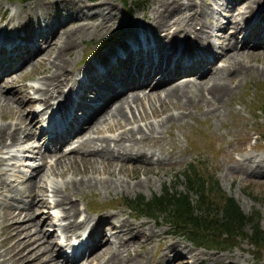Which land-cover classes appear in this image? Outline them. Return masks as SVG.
I'll return each instance as SVG.
<instances>
[{"label":"bare ground","instance_id":"obj_1","mask_svg":"<svg viewBox=\"0 0 264 264\" xmlns=\"http://www.w3.org/2000/svg\"><path fill=\"white\" fill-rule=\"evenodd\" d=\"M42 1L29 2L24 9L22 7L15 8L12 16L0 24V60L7 55H17V53L24 56L20 61L14 59L15 61L10 64L9 69L5 70V67L0 65V79L8 77V82L4 81L0 84V104L17 107L20 114V116L17 114L16 117L13 116L14 114L10 115L14 119V122H10L11 124L0 123V147L15 146L16 143L20 146L16 149L17 152H8V156L6 154L7 157L5 158L0 156V160H8L4 162L8 168L0 166V171H2L0 173V195H5L6 199L10 200V205H5L6 207L2 209L9 221L0 225L2 230L6 232L3 239H0V245L8 244L6 248L0 251V264L15 262H18L17 264H62V262L71 264L80 254H82L81 258L85 264H91L92 261L95 264H173L175 260L188 264V259H186L188 257L191 259V264H230L226 261L228 255L216 253L218 252L217 249L213 253H205L187 245L185 241L176 239V236H173L174 234L167 227L162 226V220L154 219L153 222L148 220L134 221L129 219L128 215L122 216L117 211L108 210L96 213L95 219L89 218L86 214L77 217L79 209L74 202V196L76 193H80L82 187L87 189L95 187L108 192L112 188V181L108 175L114 174L116 169L112 167L113 165H122L124 168L133 169L125 174L135 178L126 184L127 188L134 190L137 186L148 183L147 177H137V171H148L153 164L174 163L176 161L171 159L173 150L166 149L168 156H164L165 148L163 145H156L157 148H154L153 144L149 143L144 148V144L150 138L158 137L154 134L157 130L159 133L167 123H171L176 118L179 119L181 114L177 111L163 113V116L158 117L156 121H150L144 117L143 124L138 123L136 126L130 125L131 127L125 128L123 124L117 127L114 125L120 130L113 136L90 135V132L97 129V124L108 120L111 116L115 118H117L116 116L119 118L124 116L123 103L130 101L138 106L142 101L141 98L146 100L147 97L151 96L159 101L168 99L171 103L164 102L165 104H162L164 108H168L169 105H179L180 108H183L202 101L206 103L207 111L212 112L217 108L215 105L219 106V103L223 102L225 96L231 91L229 73L242 71L243 67L245 70L247 67H252L245 65L246 59L247 61L253 58L261 59L263 70L260 71H264V0H218L219 2L214 0L217 6L211 8L209 12L207 11L209 4L204 0V4L197 0H151L150 3L148 1L147 14H142L143 16L137 14L132 20L130 19L129 24L126 25L128 30L124 33L125 39L116 40H119L117 49L100 53L98 54L99 57L97 55L87 67L83 68L82 66L77 69L71 64L69 68L66 65L67 61L70 60L69 52L78 46V35L83 32L88 33V29L91 28L86 24L89 23L92 24L94 30L93 34L90 35L92 39H99L105 32H110L113 23H119L113 15L115 10H118L117 6L111 0H102L99 4H89L86 0H48L46 2L51 4L52 8L49 7L50 12L44 11L46 16L44 17L35 14L36 10L34 13L35 8H41ZM61 10L63 12L60 13ZM5 11L6 7L3 8L0 2V13H2L0 19H3ZM221 11H224L226 15L231 11L235 14L226 18ZM218 15H220L219 18ZM205 16H209L210 21H207ZM138 17L142 20L150 19L152 22L151 29L145 28L144 22L139 21ZM221 17H224L223 21L220 20ZM40 19L41 21L38 23ZM78 19H81L82 22L74 31L60 30L59 27L71 20L78 21ZM197 21L201 22L203 30L195 33L193 23ZM23 24L28 26L26 30ZM2 28H9L10 34L3 32ZM215 29L220 33H213ZM178 32L181 34L177 35ZM188 32L195 34L193 41L187 37ZM237 33L241 34L240 38H237ZM133 36L141 38L135 41ZM212 36H216L225 42L216 44ZM164 40H166L165 43ZM132 49L133 53H131ZM218 54H220V58L218 57L216 60ZM215 60H222L226 64L207 69V63H214ZM36 63H43L42 68L46 67L48 71L45 68L42 69L41 86L35 89V91H39V96L29 98L27 89L30 86L16 85L15 83L23 75L26 64L32 67ZM97 66L103 67L97 70ZM254 70L259 71L255 67ZM186 72H192L191 75H195L199 80L192 82L187 79L179 84L178 82L185 78L181 80L178 78L177 82L173 80L177 78L174 77L177 74L178 76L184 75L183 73ZM105 75L108 76L105 77ZM102 78H106V80L108 78V80L100 87ZM193 79L195 78L193 77ZM7 83L13 85L10 90L8 89V94L5 93L7 89L6 91L2 90ZM123 87H140L144 89L143 91H148L141 93L134 91L136 88H133V91L124 93V96L121 94L123 98L119 104L115 108L109 109L107 100L112 98V95H116V91ZM120 92L118 93L120 94ZM55 95L59 99L56 100L54 107L59 109L60 106L62 110L58 112L56 118H54V112L47 117L44 116L46 123L50 124L51 127L52 121H55V129L60 128L63 124L71 123L72 126L69 127L71 133L81 130L82 132L74 136V141L77 145L86 146L84 151L88 155L83 156L82 159L88 163L84 164L80 171L84 174L86 167H94L92 165L95 164L100 168L97 175L84 177L81 174L77 179L70 177L64 180L61 186H53L54 189L51 193L52 196H55V200L51 204L45 193L48 191L46 185L49 184V180L43 186L39 185L42 182L37 184L40 180L32 179L33 176L38 179L42 178L45 172H38L42 166H29V174H24L17 162L23 158L22 153L25 152L23 150L27 151L22 144L36 134L32 129L33 117L35 119L40 112V110L34 109L29 113L30 117L22 113L24 102L26 101V105L34 101L48 103V100ZM46 106L47 104L44 105V107ZM102 110L104 111L100 117L102 119L98 120V115ZM164 110L169 111L170 109ZM137 116L134 113L130 117L126 116V124L136 120L135 117ZM76 119L80 120L77 124L73 121ZM112 122L106 125L108 131L113 128ZM51 129L45 133L46 136L52 133ZM41 130L44 132L43 126L38 128V131ZM39 134L40 137L43 135L42 132ZM138 134L139 137L137 138L136 135ZM245 138L247 139V136ZM62 141V135L56 134L46 139V146H53V150H59ZM69 151L72 152L71 154L77 152V146ZM68 155L69 153H60L54 162L56 163L57 159ZM252 156H256V159H249ZM12 160L13 162H11ZM125 163L128 164L125 165ZM234 163L235 165L232 166L234 170L229 165L226 167L224 175L240 172L242 177H249L254 182H264L263 150L254 154L248 153L239 159L236 158ZM62 166L60 163L58 167L56 165L49 167V173L62 177L65 172ZM164 167L166 169L162 173L167 171V167ZM6 170L11 172L10 176L13 175L14 178L18 176V173L22 174L21 178L19 180L14 179L16 180L15 184L6 181L7 178L1 176V174L6 173ZM158 178H161V174H158ZM25 183H27V187H24ZM16 184L23 186H21L22 188L17 187ZM62 190L63 195L60 194ZM23 195L28 197L27 200L24 204L22 203V206L14 208L12 201L21 199ZM39 206L61 209V213L56 216L53 224L57 225L61 232H68V237L76 236L79 226L89 223L86 227V235L77 239L76 243L73 241L70 243L68 240L65 244L67 247L70 246L69 252L61 251L58 254L57 248L54 247L56 242L52 239L49 240L51 231H40L41 226L45 225L52 218V215L47 213L45 217L42 216L36 220L40 210ZM107 233L116 238V243L106 238L108 237ZM102 237H104L103 241L101 240ZM65 239H67L66 235ZM79 242L83 245L82 250ZM102 243L103 245H100ZM151 244H155L152 249L150 248ZM158 248H160L159 252H157ZM150 250L152 251L151 260L147 259V253ZM71 251H75L77 255L71 254ZM4 254L7 255L6 258L3 256ZM100 257H102L101 263H97ZM250 259L237 253L233 260L238 261V264H246V262H250ZM253 261H255L254 258Z\"/></svg>","mask_w":264,"mask_h":264},{"label":"rangeland","instance_id":"obj_2","mask_svg":"<svg viewBox=\"0 0 264 264\" xmlns=\"http://www.w3.org/2000/svg\"><path fill=\"white\" fill-rule=\"evenodd\" d=\"M37 1L39 0H0L1 4L3 5V8L6 7V11L4 12L3 19H0V24L8 20L9 16H12V12L15 10V8L19 9L22 7V9H24L28 5L29 2H37ZM46 1L48 0L42 1L41 8L34 9V13L36 10L35 14L39 16L43 15L44 17H46L44 11L50 12L51 10L49 9V7L52 8L51 4H48ZM86 1L89 4H99V2H101L102 0H86ZM111 1L113 2L115 6H117L118 10H115L114 14L113 13L112 14L115 15L114 19H117L119 23L118 24L113 23V26L111 27L110 32L109 31L105 32L103 36L100 37L99 39H92V37L90 36L94 32V30L92 29L93 28L92 24L90 23L86 24L91 29H88L89 31L87 30L88 33L83 32L80 35H78V46L74 47L72 51L69 52L70 60L67 61V65H66L67 68L70 67V64L71 66H75L76 69L82 66L83 68H85L97 57L98 54L107 52L109 50L108 49L109 47L117 46V44L119 43V40L121 41L125 39L126 35L124 33L127 32L128 30V28H126V25L129 24L130 19L132 20V18L136 17L137 14L141 16H143L142 14H147L148 1L150 3L151 0H111ZM197 1L202 2L204 4L203 0H197ZM204 1L209 4V6L207 7L208 12L210 11L211 8H216L217 6L215 3L216 0L215 1L214 0H204ZM60 6H63V5H60ZM61 12H63V10H61L60 13ZM221 13L226 18H230L231 14H235L232 11L227 15L224 11L223 12L221 11ZM1 14L2 13H0V15ZM14 17H16V15H14ZM219 17L220 15H218V18ZM204 18L207 21H210L209 16H205ZM141 20L142 19L139 18V21ZM220 20L223 21L224 17H221ZM40 21L41 19L38 20V23ZM81 22H82L81 19H78V21L71 20L68 23H66L64 26L59 27V28L60 30L67 29V30L74 31L75 28H77V26ZM141 22H144L145 28L151 29L152 22L150 19H147V20L143 19ZM200 23L198 21L193 23L195 33L201 32L203 30V28H201ZM23 26L25 30L26 28H28L26 24L25 25L23 24ZM215 30H213V33H220V31H218L217 29ZM2 31L8 34H10L11 32L9 28H2ZM180 34L181 32H178L177 35H180ZM194 35L195 34L188 32L187 37L191 39V41H193ZM119 36L121 37L119 38ZM240 36L241 34L237 33V38H240ZM117 39L119 40L116 41ZM212 39L216 44L225 42L222 39H218V37L216 38V36H212ZM163 42L165 43L166 40H164ZM177 44L179 45V43ZM31 45H33V43H31ZM218 51L220 50L218 49ZM219 56L220 54H218L216 60L218 59ZM16 57H19V59H16ZM3 58L0 60V65L4 66L6 70V69H9L10 64L14 62L15 60L20 61L22 58V55L17 53V55H7ZM49 59H51V57H49ZM216 60L214 62L215 64L212 62L209 64L207 63V69L209 67L210 68L221 67L222 65L226 64V62L222 60H218V61ZM248 60L249 61H247L246 59V61H244L246 63L245 65L246 66L250 65L252 67H247V70H245V68L243 67L242 71L239 70L233 74L229 73L228 76L229 77L231 76V79H230L231 82L229 85L231 88V91L229 92V94L225 96L223 102L219 103V106L215 105V107H217L216 109H218V110L216 109L214 110L215 113L214 111L208 112L206 103L202 101H200V103L196 102L194 104H190L183 108H180L181 106L179 105L178 106L172 105L173 107L169 105L168 108H164V105L162 104L171 103L168 99H165L166 101L165 100L159 101L156 98H152L151 96H149V98L151 97L152 99L151 98L149 99L148 97L146 98V100L145 98H141L142 101L138 104V106L137 105L135 106L134 103L130 101H129L130 104L128 102L123 103L124 108L122 106V110L125 111L124 116H122L121 118H119L118 116H116L117 118L111 116V118H108V120H104L99 125L97 124V129L94 130L93 132H90V135L92 136H102V135L113 136L115 133H117L120 130V128H116L120 124H123L124 127L126 128V127H129L130 125L136 126L138 125V123L143 124L144 117H147L148 120L150 121H156L158 117L163 116V113L175 112V111L180 112L181 116L179 117V119L176 118L171 123H167L166 126L163 127L162 131H160L161 133L160 132L158 133L157 132L158 130L154 133L158 135L159 138L158 137L150 138L148 142L144 144V148L149 143L153 144L154 148H157L156 145H163L165 148L163 152L164 156H168V152L166 149L173 150V156L171 159H175L176 161L174 163L163 162L161 164H153L148 171H142V170L137 171L136 172L137 177L138 178L147 177L148 183L145 185L142 184L139 187L137 186L134 190L127 188L126 184L132 182L135 178H131L133 176L129 174H125L126 172H129L133 169L129 167L124 168L122 165H117V166L113 165L112 167L113 168L115 167L116 169L114 171V174L108 175V178H110V180L112 181L111 182L112 188H110L108 192H105L103 189L100 190V188L96 189L95 187L90 188V189H87L86 187H82V189H80V193L75 194L74 202L76 203L79 209V212L77 213V217H81L82 215L86 214L89 218L95 219L97 215L96 213L108 210L111 212L117 211L119 214H122V216L128 215V218L134 221L148 220L149 222H153L154 219L162 220L163 221L162 226L167 227L171 231V233L174 234L173 235L170 233V235L176 236L175 237L176 239L178 240L180 239V241H185L187 245H191L196 249H200L204 251L205 253H213V251L217 249L218 252L216 253H224L228 255L226 257L227 258L226 261L229 262L230 264L239 263L238 261L233 260L236 257L237 253H239V255L241 256L244 255V256L251 258L250 262L248 263L246 262V264H254V263L264 264V247L254 246L251 243H249L248 239L246 238L247 234L251 230L250 225H245V227L241 231H239L238 234H236L233 237L228 238L225 241H223L222 237H218V238H215V240L217 241L206 242V244H209L208 246L207 245H203V246L194 245L182 235L180 234L176 235L169 228V225L164 220V218L160 216L150 217L146 215H138L135 212H133L131 209H129L128 206L125 204L127 200L132 199L137 195L143 196L144 199H148L153 195H158L161 192H163L165 187H168V186H173L174 189H176L177 191L184 192L185 185L183 182V176L182 174H180V171H182L183 167L188 162H193L194 169L196 170L195 172L197 175H201L202 177L207 178L208 175L212 173L214 178L217 181L216 192L214 191V193L212 192L207 193L205 196V200L208 201V198H209V200H211V202L214 204V203L219 202V198L221 196H230L238 204L241 211H243L245 214H248L250 212L256 213L258 215L256 216L258 219V224L260 226H264V182L263 181L254 182L249 177L247 178H245V176L242 177L243 175L240 172H236L232 175L230 174L224 175L226 173L227 166L230 165L229 167L233 169L232 166L235 165L234 162L236 161V158L237 159L242 158L246 156L248 153L254 154L261 150L264 151V71H260V70H263L261 59L253 58L251 60L250 59ZM43 63H46V62H43ZM43 63H40V64L36 63L32 67L29 64H26L27 67L25 66V68L23 69L24 76L21 75L17 83H15L16 85L25 84V85L30 86V88L28 87L27 89V96L29 98H37L39 96V91H35V89L41 86L40 78L42 75V69L45 68L48 71L46 67L42 68V66L44 65ZM126 63L128 64V62ZM254 67L258 68L259 71L254 70ZM97 68H99V66H97ZM183 74L184 75H179V76L177 74L176 76H174L177 78L173 80H176L175 82H177L178 78L179 80L185 78L179 81L178 84L182 83L184 80H187V79L191 80L192 82H196V80H199L195 75H191L192 72H186ZM106 76L108 75H105V77ZM3 77H4V74H3ZM193 77L195 79H193ZM107 80L106 78H102L100 81V87H102L104 85L103 83H106ZM4 81L8 82V77H5L3 79L1 78L0 84H2ZM12 86L13 85H10L7 83L2 90L6 91L7 89V92L5 93L8 94V91L10 90V88H12ZM133 88H136L134 91H138L141 93L148 91V90L143 91L144 89H141L140 87L139 88L138 87H123L119 89V91H121L120 94H116L115 97L113 96L111 99L107 100V102L111 101L117 96H119L118 98L122 99L124 96L123 94L129 93L130 92L129 90H132ZM118 98L114 99L116 101H111L112 103H111L110 109L115 108V106L119 104L120 101L117 102L119 100ZM56 99H59V97L55 95L54 97L48 100V102L50 101V104H49L50 107L49 106L46 107L45 109L46 113L44 115L41 116V114H43L41 111V113L39 112V114L35 117V119L33 117V124H32L33 128L32 129H34L36 134L32 135L27 142H24L22 144L24 148L28 147V149L27 151L23 150L25 151L22 153L24 156L21 160L17 162L20 164L19 167L22 169V172H24V174L25 173L29 174V171H30L29 166H36V165L42 166V168H40L38 172H45L46 174L44 173L42 178L40 179L34 176L32 177V179L34 180L35 178L38 181L40 180L37 184L42 182L39 185H43V186L46 185L49 180V184L46 185L48 187V191H46L45 193H46V197L48 198V201H50L51 204L55 200L54 198L55 196H52V193H51L52 189H54L53 186L55 185L61 186L64 180L69 179L70 177H73L76 179L79 178L80 175L83 174L80 170L83 169L84 164L88 163V162L86 163V161L82 159L83 156L88 155L84 151L86 149V146L82 147L80 144H79L80 146L77 145L76 141H74L75 137H73L75 132L62 141L61 148L59 150L58 149L53 150V146H46L45 133H44V137L42 139L40 138L39 136L40 134H38V128H40V126H43L44 124L46 126L50 125L46 123V121L44 120V116L47 114L48 110L52 106V103L56 101ZM115 102L117 103L113 107V104ZM46 104L47 103H43L42 101L41 103L39 101H34L26 105V101H25L24 106L22 107V113H25L27 116L30 117L29 113L31 111H33L34 109L40 110L42 109V106ZM155 105L158 107H156ZM8 106L9 105L0 104V118H1L0 123L11 124L12 122H14V119H12L10 115L14 114L13 116L16 117L17 114H19L17 107L15 108L14 106H11V107L10 106L8 107ZM164 109H170V110L166 111ZM103 113H104L103 110L99 113L98 120L102 119L100 117H101V114ZM132 113H134L135 115H138L137 117H135L136 120L126 124L125 117L126 116L130 117ZM111 122H112L111 125L113 126V128L112 129L110 128V131H108L109 129H106V125H109ZM114 125L116 127H114ZM80 132L82 131L80 130L76 134ZM85 136H87V134H85ZM246 136H247V139L245 138ZM71 137L73 138L71 139ZM136 137L138 138L139 134L136 135ZM76 146H77V152L71 154L72 152L69 150ZM171 146L172 148H170ZM44 147L47 148L48 150H44ZM17 148H20V146L17 143L15 144V146L11 145L8 147H2V148L0 147V156L5 158L8 156V152L9 153L17 152L16 151ZM60 153H67V154L69 153V155L67 157L66 156L62 157L59 160L57 159V162L55 163L54 161L56 160V157ZM249 159L251 160L256 159V156H252ZM7 161L6 159L0 160V166L8 168L7 165L6 166L4 165V162H7ZM11 162H13V160ZM58 163L59 164L61 163V165H63L62 167L65 169L63 170L65 172L62 177L58 175H51L49 173V169L52 166L54 165H56L57 167L59 166ZM127 164L128 163H125V165ZM92 166L94 167L89 166L85 168V173L83 174L84 177L89 176V175H94V174L97 175V171L100 167L97 164L92 165ZM164 166L167 167L168 172L164 171L162 173V171L166 169ZM45 169L47 170L43 171ZM92 169L93 171H91ZM9 171L6 170V173L1 174V176L2 178L3 177L5 179L7 178L6 181L8 180L15 184L16 180H19L22 174L18 173V176L14 178L13 175L12 177L10 176L11 172L9 173ZM0 173H2V171H0ZM158 174H161L160 179L158 178ZM213 184L214 182L212 183V186ZM16 186L21 187L23 185L16 184ZM24 187H27V183L24 184ZM111 190L114 192H112ZM60 194L62 195L64 194L63 190ZM188 194L191 195V198L195 197L193 193L189 192ZM27 198L28 197L23 195L21 199L12 201L13 203L12 205H14V208L20 207L24 204ZM9 201L8 199H6L5 195H0V225L2 223L5 224L7 221H9V219L6 218L5 212L3 213L2 211L3 207L10 205ZM39 209H38L39 213H38L36 220L41 218L42 216L45 217L47 213L48 214L50 213L52 215V218L48 220L45 225L41 226L40 231L41 230L51 231V233H49V240L52 239L56 242V245H54V247L57 248L58 254H60L61 251L63 250L69 252L70 248H67L66 246H64L63 241H62V239L65 240V235L68 237V232L67 233L61 232L60 228H58L57 225L53 224V221L56 220V216L61 213V209L59 210L56 207H43V206H39ZM89 222L91 223V221ZM103 223L105 224V222ZM87 225H89V223L85 225H80L79 228L77 229L78 234L76 236H72L71 241L76 240L77 238H80V237H84V235L86 234ZM5 234L6 232H4L0 226V239H3ZM107 236H108L106 237L107 239L112 240L114 243H116L117 240L112 234H108ZM103 239L104 237H102L101 240L103 241ZM7 245L8 244L3 245V246L0 245V251L3 248H6ZM100 245H103V243ZM154 247H155V244H151L150 248L152 249ZM160 248H158L157 252H159ZM151 253H152L151 250L147 253V259L149 260H151V257H150ZM3 256L5 258L7 257L6 254H4ZM81 257H82V254L77 256L75 261H73L71 264H85V261L82 260ZM102 257L99 258L97 263H101ZM253 258L255 261L252 262ZM186 259H188L187 263L191 264L190 263L191 259L189 257ZM6 261L9 262L8 260ZM17 263L18 262L11 263V264H17ZM216 263L218 262L216 261ZM62 264H68V263L62 262ZM91 264H95L94 261H92ZM173 264H184V263L180 260H175ZM241 264H245V263H241Z\"/></svg>","mask_w":264,"mask_h":264},{"label":"trees","instance_id":"obj_3","mask_svg":"<svg viewBox=\"0 0 264 264\" xmlns=\"http://www.w3.org/2000/svg\"><path fill=\"white\" fill-rule=\"evenodd\" d=\"M195 171L193 162H188L180 171L184 192L168 186L158 195L148 199L137 195L125 204L138 215L164 218L176 235H182L194 245L208 246L206 242L217 241L215 238L218 237L225 241L238 234L245 225H250L251 230L246 236L248 242L264 247V226L258 224V215L254 212L245 214L230 196H221L214 204L209 198L205 200L207 193L216 192L217 181L212 173L204 178ZM189 192L195 197L191 198Z\"/></svg>","mask_w":264,"mask_h":264}]
</instances>
